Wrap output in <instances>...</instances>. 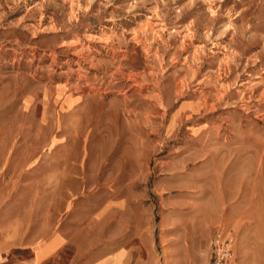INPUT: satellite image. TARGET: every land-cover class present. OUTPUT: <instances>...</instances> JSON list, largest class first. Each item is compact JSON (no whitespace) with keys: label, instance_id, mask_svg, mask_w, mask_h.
I'll use <instances>...</instances> for the list:
<instances>
[{"label":"rangeland","instance_id":"374dc122","mask_svg":"<svg viewBox=\"0 0 264 264\" xmlns=\"http://www.w3.org/2000/svg\"><path fill=\"white\" fill-rule=\"evenodd\" d=\"M0 210L264 264V0H0Z\"/></svg>","mask_w":264,"mask_h":264},{"label":"crops","instance_id":"0c3cea01","mask_svg":"<svg viewBox=\"0 0 264 264\" xmlns=\"http://www.w3.org/2000/svg\"><path fill=\"white\" fill-rule=\"evenodd\" d=\"M215 233L211 235L210 240ZM0 264H156V262L153 258L141 257L139 249L133 245L127 247L116 243L115 236L107 238L91 234L85 227L59 224L57 214L52 216L50 223L44 224L32 223L0 210Z\"/></svg>","mask_w":264,"mask_h":264},{"label":"built area","instance_id":"2783aa9c","mask_svg":"<svg viewBox=\"0 0 264 264\" xmlns=\"http://www.w3.org/2000/svg\"><path fill=\"white\" fill-rule=\"evenodd\" d=\"M233 240L231 229L216 232L210 240L212 256L208 264H232Z\"/></svg>","mask_w":264,"mask_h":264}]
</instances>
